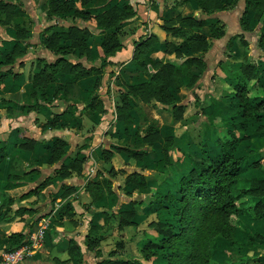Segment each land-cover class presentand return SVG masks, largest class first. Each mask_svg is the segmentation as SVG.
<instances>
[{"label":"rangeland","instance_id":"374dc122","mask_svg":"<svg viewBox=\"0 0 264 264\" xmlns=\"http://www.w3.org/2000/svg\"><path fill=\"white\" fill-rule=\"evenodd\" d=\"M6 1L22 14L9 25H0V191L20 197L48 176L55 177L47 188L21 198L12 208L1 207L0 263L11 251L3 241L4 224L17 211L26 232L23 245L15 247L23 250L22 264H169L171 231L192 232L198 221L193 211L209 194L202 191L198 205L189 199L179 208L184 180L194 172L201 174L203 163L218 165L227 153L244 156L248 175L264 179V24L253 11L244 7L236 17L234 13L230 18L223 16L220 12L237 7H230L232 0H212L213 8L220 4L228 8L208 13L197 0H164L163 9L156 0H91L86 5L72 0L93 16L133 6L130 2L136 8L146 3L142 13L136 10L117 29L107 31L94 17L82 20L74 17V11L64 18L49 17L48 0ZM180 18L202 23L193 28ZM16 25L24 29L22 36ZM73 26L90 30V54L76 49L68 58L97 68L95 74L75 83L64 77L38 89L40 96L49 97L48 101L41 97L40 112L10 117L8 107L33 102L39 58L49 62L58 58L45 47L46 36ZM214 26L225 30L222 38H214ZM109 33L124 45L112 57L103 49ZM61 43L65 46L71 41ZM11 55L13 61L8 60ZM139 55L151 58L157 67L149 66L145 72L133 60ZM187 58L194 63L183 76V85L169 87L173 104L155 98L142 101L131 94L132 85L147 82L164 64L183 66ZM251 66L259 68V81L249 80ZM256 82L259 87L250 88L249 95L263 101L262 114L251 121L238 87ZM122 92L130 93L128 123L118 116L125 105ZM93 99L94 107H89ZM254 131L263 133L256 136ZM61 141L66 142L63 154L53 161L52 150ZM61 167L69 170L68 176L56 172ZM29 168L36 171L27 173ZM249 200L260 204L258 212L264 210V197L256 194ZM185 217L194 221L184 223ZM125 218L130 224H123ZM222 224L226 228L216 229L212 236V264H264V218L233 213L217 222V227ZM92 226L99 228L96 234L90 233ZM220 230L231 234L235 242ZM89 235L97 239L95 251L87 248ZM73 239L83 249V262L70 257ZM151 243L158 246L151 245L158 255L146 260L142 252ZM193 260L183 264H197Z\"/></svg>","mask_w":264,"mask_h":264},{"label":"trees","instance_id":"16d2710c","mask_svg":"<svg viewBox=\"0 0 264 264\" xmlns=\"http://www.w3.org/2000/svg\"><path fill=\"white\" fill-rule=\"evenodd\" d=\"M91 0H82V4L86 5ZM239 0H232L230 7H235ZM201 9L204 12H212L215 8L219 10H226L227 5H216L215 8L211 6L212 0H197ZM245 10L253 11L254 17L264 24V0H245ZM74 11V17L82 20H90L95 18L97 24L100 27L105 28L107 31L117 29L123 19L135 14L133 6H126L125 8L115 7L107 10L103 13H99L93 16V14L86 9H79L73 5L72 0H48L47 15L49 17H62L64 18L68 12ZM22 10L17 8L14 4L7 2L6 0H0V25L7 26L10 24L14 17L20 16ZM183 24H187L191 27H200L202 21L196 19L187 20L180 18ZM187 22V23H186ZM223 26V25H222ZM17 33L22 36L24 29L16 25ZM214 38H222L225 35V30L220 27H213L211 29ZM46 32H50V28L46 29ZM90 30L86 27L73 26L67 32H53L46 36L44 39L45 47L57 55L55 61L49 62L44 58L38 60V70L33 78V102L23 105L21 108L8 107L7 112L12 118H17L23 115H28L31 112H40L42 107L41 97L45 101L49 100L46 93H42L41 96L37 93L38 89L46 87L48 84L59 81L64 77H68V80L72 83L79 82L80 80L87 78L95 74V67H86L81 62H72L68 58V55L78 49L82 55L90 54V45L88 40L90 38ZM155 37V36H153ZM71 41L70 45H62V41ZM124 48L123 43L119 40L118 36L114 33H109L105 36L103 42V49L107 57L115 56L119 51ZM207 50V47L204 48ZM9 61H13V56H9ZM137 64L142 66L145 72L149 66L157 67V64L149 57L144 55L136 56L133 59ZM193 58L185 59L183 66L170 62L164 64L161 69L149 76L147 82H141L130 87L131 94L141 98L142 101H149L155 98L159 102L165 105H171L174 103V98L169 90V87L180 88L183 85V76L189 74V69L193 65ZM247 70L249 80L251 78L259 81V68L257 66L248 67ZM148 72V71H147ZM0 76V80H1ZM257 83V82H256ZM257 83L254 86H248L247 84L239 85L238 96L245 108L247 117L251 121H257L261 117V105L263 101H256L249 95L250 88L259 87ZM121 97L125 103L124 107L119 109L118 116L124 119L127 123L130 121L131 105L128 104L130 99L129 92H122ZM95 100L89 102V107H94ZM54 126V125H53ZM46 126H43L45 128ZM55 127V126H54ZM263 131H254L253 134L261 136ZM66 143L61 141L60 146L53 148V161L62 156V145ZM61 150V152H60ZM109 154V152H107ZM244 156H235L233 154H226L224 159L218 163V165H210L203 163L202 173H193L191 179L184 180L182 182L183 188V201L180 203L179 208L185 207L187 200L192 199L194 205L199 203L201 192L209 193L202 205L198 210L193 211L194 217L198 218L195 222V227L192 230L190 226L189 234L186 232H173L171 231L167 248L170 249L169 264H183L190 259H194L197 264H212L210 260L212 236L216 229L226 228L225 225L217 227V222L224 218H227L231 214H246L248 213L254 218H264V210L262 212L257 211L258 203H251L250 198L254 195L264 197V179H259L255 176L248 175L247 165L244 163ZM36 171V168H29L27 173ZM56 172L60 173L61 177H66L69 174V170L66 168H60ZM209 176L210 180L207 182L205 177ZM53 177H47L37 187L32 189L27 194L21 196V198L28 197L34 193H37L47 188L52 183ZM185 187H187L186 190ZM193 197H190L193 195ZM15 202V198L8 197L4 193L0 192V209L1 207H10ZM264 208V203H263ZM25 209L23 208L22 211ZM182 217L184 216L183 210H181ZM123 215H126L124 213ZM127 219L129 217H126ZM124 219L123 224H130L127 219ZM184 223L194 221L185 217L181 219ZM184 227V226H183ZM99 228L92 226L90 229L91 234H96ZM215 230V231H214ZM222 231V230H220ZM169 232V231H168ZM167 232V233H168ZM223 237L228 240L234 241L231 238V234L226 235L224 230L222 231ZM26 233L13 232L6 235L3 241H6L10 245V250H14L15 247L23 245ZM1 240V239H0ZM154 247L156 244L151 243L143 249V257L148 260L152 256L158 255V249ZM157 246V245H156ZM87 248L89 250H97V239L92 238L90 235L87 238ZM158 248V246H157ZM100 251V250H98ZM71 259L78 262H83V253L80 245L73 239L71 240V246L69 249ZM132 264H139L138 261H134ZM192 264V263H191Z\"/></svg>","mask_w":264,"mask_h":264},{"label":"crops","instance_id":"0c3cea01","mask_svg":"<svg viewBox=\"0 0 264 264\" xmlns=\"http://www.w3.org/2000/svg\"><path fill=\"white\" fill-rule=\"evenodd\" d=\"M139 1H147V0H139ZM156 1H158V3H159V5H160V8L161 9H163L164 8V6H165V3H164V0H156ZM185 1H187V0H185ZM133 6H134V4L135 3H133V2H130ZM146 3H142V4H139L138 5V7L136 8L135 6V10H137V12L138 13H142L143 11H142V9H145V7H146V5H145ZM192 6V5H191ZM245 7V0L243 1V0H240L239 1V3H238V5H237V7H235L233 10H231V11H222V12H220L223 16H225V17H229V14H231V13H234L235 14V17H236V14H238L239 12H241L242 13V10H243V8ZM238 10H239V12H238ZM178 11H181V13H182V11H183V8L182 7H178ZM238 12V13H237ZM100 13V12H99ZM140 15V17H143V16H141L142 14H139ZM205 15V14H204ZM218 17H220L222 20H224V21H226L222 16H218ZM230 18V17H229ZM156 33V32H155ZM161 33V32H160ZM163 33V32H162ZM159 35V34H158ZM119 53V52H118ZM117 53V54H118ZM50 176H52L53 178L55 177V175H50ZM49 177V176H48ZM32 189H34V188H32ZM31 189V190H32ZM31 190H29L28 192H30ZM0 192H2V193H4L6 196H8V197H13V198H15V202L10 206V207H8V208H12L15 204H17V203H19V202H21L22 200H21V196L19 197V196H16V195H11V194H8V193H6V192H3V191H0ZM28 192H25L24 194H27ZM23 194V195H24ZM0 210H4V209H0ZM12 210V209H11ZM17 211H15V213H14V215H12V216H10V218H9V222H7V223H5L4 224V227H6L7 226V235H9V234H11V233H13V232H24L25 230L22 228V225H21V223L20 222H18V219H20L19 218V216L17 215V213H16ZM24 233H26V232H24ZM4 245H7V244H4ZM81 249H82V247H81ZM82 253H84L83 252V249H82ZM83 259H84V257H83Z\"/></svg>","mask_w":264,"mask_h":264},{"label":"built area","instance_id":"2783aa9c","mask_svg":"<svg viewBox=\"0 0 264 264\" xmlns=\"http://www.w3.org/2000/svg\"><path fill=\"white\" fill-rule=\"evenodd\" d=\"M23 258V250L21 248H16L6 254L4 260L0 264H22Z\"/></svg>","mask_w":264,"mask_h":264}]
</instances>
